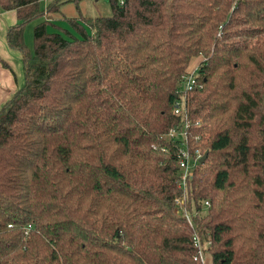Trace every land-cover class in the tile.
Returning <instances> with one entry per match:
<instances>
[{"label": "trees", "instance_id": "16d2710c", "mask_svg": "<svg viewBox=\"0 0 264 264\" xmlns=\"http://www.w3.org/2000/svg\"><path fill=\"white\" fill-rule=\"evenodd\" d=\"M42 1L0 0L25 69L0 109V264H204L196 236L212 264H264V0H109L81 38L36 24L32 52L25 24L66 0ZM196 56L193 226L166 135Z\"/></svg>", "mask_w": 264, "mask_h": 264}, {"label": "rangeland", "instance_id": "374dc122", "mask_svg": "<svg viewBox=\"0 0 264 264\" xmlns=\"http://www.w3.org/2000/svg\"><path fill=\"white\" fill-rule=\"evenodd\" d=\"M52 0L47 3H41L42 8H46ZM112 14V8L109 0H66L59 4L58 8L47 12L39 17H36L25 24L24 37L27 45L30 47L31 51L34 50L33 44V29L36 24L40 22L47 21L48 28L52 32H60L65 37L72 38L74 36L81 38L84 34L77 30L76 27L71 23L72 18H79L86 29V32H91V26L88 23L90 17H95L99 15L109 16ZM72 33V35L69 32ZM28 36L31 43L28 42ZM201 57H193L189 63V72H194L197 68L199 60ZM185 83H181V88H185ZM203 151L202 147L196 148ZM192 153L195 152V150ZM204 155V154H203ZM195 162L192 160L191 165L194 167ZM209 202V201H208ZM210 204V203H209ZM204 264H212V256L209 251L204 253Z\"/></svg>", "mask_w": 264, "mask_h": 264}, {"label": "built area", "instance_id": "2783aa9c", "mask_svg": "<svg viewBox=\"0 0 264 264\" xmlns=\"http://www.w3.org/2000/svg\"><path fill=\"white\" fill-rule=\"evenodd\" d=\"M44 2H48V0H43ZM196 71V69H195ZM195 71L189 72L188 74L183 75L182 83H185V88L180 91V98L176 102L175 113L180 115L183 120V126L175 127L170 129L166 137L168 139H180L179 150H178V166L180 170V178L178 179V186L182 189V193L175 197L174 202L178 206L179 211L184 214L187 220L191 225L194 226L193 217L188 211L186 207L187 200V188L188 181L192 176L194 167L191 165V161L193 160L197 163L200 158L203 156V152L196 149L194 153H192L189 147V139H188V126H189V113L187 108V95L190 90H192L196 84ZM196 165V164H195ZM206 205H210L208 201H206ZM196 244L199 246V258L204 263V251L203 246L201 245L200 239L198 236L195 238Z\"/></svg>", "mask_w": 264, "mask_h": 264}, {"label": "crops", "instance_id": "0c3cea01", "mask_svg": "<svg viewBox=\"0 0 264 264\" xmlns=\"http://www.w3.org/2000/svg\"><path fill=\"white\" fill-rule=\"evenodd\" d=\"M16 22L18 15L15 10L0 13V55L4 59V62L0 60V109L25 82L22 54L10 47L6 39L9 26ZM28 42L31 43L29 36Z\"/></svg>", "mask_w": 264, "mask_h": 264}, {"label": "water", "instance_id": "95a60500", "mask_svg": "<svg viewBox=\"0 0 264 264\" xmlns=\"http://www.w3.org/2000/svg\"><path fill=\"white\" fill-rule=\"evenodd\" d=\"M208 152L206 151L204 155L200 158L199 162H204V160L207 158Z\"/></svg>", "mask_w": 264, "mask_h": 264}]
</instances>
